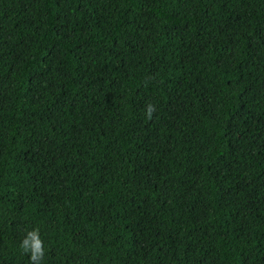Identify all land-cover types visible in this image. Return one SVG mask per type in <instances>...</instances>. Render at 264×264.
<instances>
[{
  "label": "trees",
  "instance_id": "obj_1",
  "mask_svg": "<svg viewBox=\"0 0 264 264\" xmlns=\"http://www.w3.org/2000/svg\"><path fill=\"white\" fill-rule=\"evenodd\" d=\"M0 264H264V0H0Z\"/></svg>",
  "mask_w": 264,
  "mask_h": 264
}]
</instances>
